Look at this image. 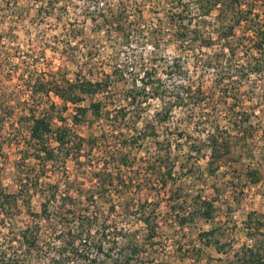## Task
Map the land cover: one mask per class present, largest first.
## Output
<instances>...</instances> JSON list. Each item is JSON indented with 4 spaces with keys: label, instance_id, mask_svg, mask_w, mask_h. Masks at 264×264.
<instances>
[{
    "label": "trees",
    "instance_id": "trees-1",
    "mask_svg": "<svg viewBox=\"0 0 264 264\" xmlns=\"http://www.w3.org/2000/svg\"><path fill=\"white\" fill-rule=\"evenodd\" d=\"M1 1L8 18L24 20L31 10L21 0ZM39 1L29 20L38 26L55 22L61 34L46 43L73 70L58 66L41 74L32 57H21V66L8 67L20 88L0 86V125L8 119L15 139L7 144L21 146L12 190L3 184L0 163V264L153 263L144 254L163 229L157 203L134 202L132 183L164 197L166 215L179 231L213 219L220 176H230L224 181L232 197L261 184L264 128L255 126L253 109L246 110L241 87L264 75V0ZM147 2L161 7L156 21L143 17L139 5ZM86 22L98 36L86 35ZM14 38L8 22V40ZM95 42L107 43L106 57ZM168 43L175 51L165 54ZM96 59L108 66L101 75H95ZM120 86L121 104L113 110L103 100L82 104L97 94L115 103L109 97ZM53 97L62 102L60 111L73 105L72 124L95 119L100 128L78 134L55 114ZM154 100L158 106L147 115ZM209 103L207 110L200 106ZM4 144L0 140V152ZM191 179L201 188L188 191ZM117 211L135 217L142 235L115 223ZM252 213L244 223L251 241L263 225L259 218L250 221ZM217 232L213 226L199 230L193 249L203 242L228 255V264H264L262 243L241 245L230 255Z\"/></svg>",
    "mask_w": 264,
    "mask_h": 264
},
{
    "label": "rangeland",
    "instance_id": "rangeland-1",
    "mask_svg": "<svg viewBox=\"0 0 264 264\" xmlns=\"http://www.w3.org/2000/svg\"><path fill=\"white\" fill-rule=\"evenodd\" d=\"M21 1L29 3L28 8L31 7V10L27 18L20 21L15 17L8 18V7L5 5V2L0 0V86H3L7 92L11 91L12 89L20 88V82L16 77L17 75L14 77V72L10 73V71H8V67L10 68L13 65H19L21 57L25 58L24 60H30L32 57L37 66L38 72L41 74L45 73L48 75L49 70H54L58 66H67L69 70H73L72 66L66 61V58L62 56L59 51L53 52L49 47V43H46V40L49 39L50 42L55 41L56 38H53V36L58 37L61 34L60 28L55 25V22L52 20L44 23L43 26H38L35 23H31L29 20L34 13V8L39 6L40 1ZM117 1L118 0H108V2L111 4H116ZM125 1L131 3L133 2V0ZM139 6L146 22L156 21L157 17L162 15L160 5L147 2L146 4H141ZM8 22L13 26V34L15 35V38L12 41L8 40ZM85 33L88 36H92L94 34L90 31L89 22L85 23ZM94 36L96 37L98 35L95 33ZM95 44H97L99 47V56L101 58L106 57V54L109 50L108 47H106L107 43L95 42ZM147 50L148 48L143 50L145 54ZM174 51V45L170 43L162 48V52L165 54H168L169 52L172 53ZM8 57L10 58L9 60ZM238 57L241 56H237V58ZM104 63L105 61L103 59H96V68L98 69L95 70V75H101V68L108 70V66L103 65ZM187 66L189 70H191L190 73L192 74V77L198 80V74L192 71L193 64L191 61L187 63ZM208 86H210V82L205 77L202 84V88L205 92L209 89ZM121 87L122 86L115 88V91H112L113 96L109 97L113 98L115 103H110L109 99H106V95L97 94L92 97H86L82 104L88 106L93 100H103L107 106L106 108L113 110V108L121 104ZM241 90L242 98L245 100L246 110L253 109L252 120L255 126L264 128V75L261 77H250L247 84L244 83L242 85ZM214 92H216V90ZM20 94L25 96L26 92L21 91ZM53 100L57 105V108H55V114L57 112L58 114H61L66 119L65 122L68 124V126L72 127V130L78 134L87 136L90 132H96L98 128H100V122L98 121L99 123H97L95 119L92 121V123L85 122L75 125L72 124V115L74 113L73 105L69 104L66 110L60 111L62 102L56 97H53ZM212 105L213 103H209L206 106H200L201 108L203 107L204 110H207L212 107ZM157 106L158 103L154 100L152 102V107L147 111V115L151 114L154 110L153 108ZM61 123L63 122L55 120V123L53 124L59 125ZM9 124L10 123L8 122V119H5L3 124L0 125V140L5 143L2 151L0 152V163L4 167L3 184L5 187H9L12 190L14 188V166L18 160L20 150L19 148H21V146L17 148L14 143L13 145L8 146V141L15 139V136L12 135V127H10ZM142 124L143 123L141 120L137 123V126L141 127ZM104 125L106 126V124ZM189 128H191V125ZM259 142H261V139ZM33 162L34 161H32L30 164L33 165ZM203 163L204 161L202 160L200 164L203 165ZM30 164L28 165L30 166ZM67 166L68 169H71L72 163L68 162ZM262 168L263 178L261 184H259V186L253 187L249 191H246L245 194H234L235 197H232L230 194V189L229 187H226L227 183L224 181L230 176L224 174L226 176L224 179V175L220 176L219 181L216 182L219 186L218 188H220V193L216 195L217 197L214 202L216 211L213 219L209 222L196 220V223L190 227H186L183 231H179L178 225L174 223L172 216L166 215L167 204L164 197L162 198L161 195L156 196L155 193H153L154 191L150 189L148 190L144 186H140V184L132 183L130 192L131 196L133 197V201L137 202L138 200H141L142 202L146 198L149 201H156L157 215L160 216L158 220L160 225L163 226L160 235L156 236L152 240V248L148 249V253L144 254V257L150 256V258L153 260V263L148 264H228V255L216 252L215 245H205L203 242H201L197 243L199 246L198 250L193 249V246L195 245L194 238L197 237L199 230H206L212 226L218 229L217 237L219 238V241L229 244L227 245V250L228 254L230 255L233 251H238V249L240 250L241 245H248L252 242L254 243V246L260 245L261 243L264 245V166ZM135 173H137V170ZM192 182L193 181L191 179L185 184V188L188 191H194L195 189L201 188L200 184H195ZM189 184H193V188L189 186ZM208 184L210 185V182ZM205 187V193H209L211 188L209 186ZM34 200V206L37 207V198ZM249 213H252L250 219L251 222H253L254 218H259V221H261L263 224L262 226L259 225V231H257L256 234H253V241L249 239V234H247L248 231L245 229L246 224H244L249 220ZM113 221L118 223L121 227L130 228L131 230H138L139 234L142 235L143 226L140 222H136L135 217L127 218L124 216L123 218L122 213L117 211L116 216L113 217ZM166 230H175L174 235L168 233ZM166 232L169 234V237L168 234L166 235ZM176 244L179 246L175 247ZM192 254L194 256H191ZM33 264L47 263L45 260L43 262H38L37 260Z\"/></svg>",
    "mask_w": 264,
    "mask_h": 264
}]
</instances>
